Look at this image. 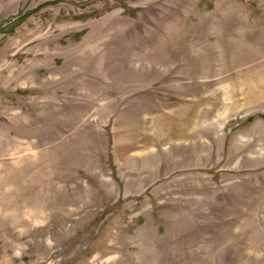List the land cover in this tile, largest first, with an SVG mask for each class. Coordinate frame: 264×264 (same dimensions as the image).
Segmentation results:
<instances>
[{
	"label": "rangeland",
	"instance_id": "obj_1",
	"mask_svg": "<svg viewBox=\"0 0 264 264\" xmlns=\"http://www.w3.org/2000/svg\"><path fill=\"white\" fill-rule=\"evenodd\" d=\"M0 264H264V0H0Z\"/></svg>",
	"mask_w": 264,
	"mask_h": 264
}]
</instances>
